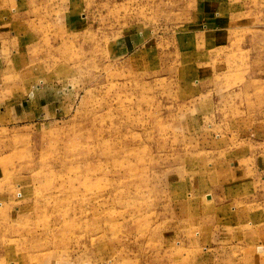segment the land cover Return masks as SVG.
Here are the masks:
<instances>
[{
    "label": "rangeland",
    "instance_id": "rangeland-1",
    "mask_svg": "<svg viewBox=\"0 0 264 264\" xmlns=\"http://www.w3.org/2000/svg\"><path fill=\"white\" fill-rule=\"evenodd\" d=\"M0 264H264V0H0Z\"/></svg>",
    "mask_w": 264,
    "mask_h": 264
},
{
    "label": "crops",
    "instance_id": "crops-1",
    "mask_svg": "<svg viewBox=\"0 0 264 264\" xmlns=\"http://www.w3.org/2000/svg\"><path fill=\"white\" fill-rule=\"evenodd\" d=\"M223 31H224V30H223ZM220 35H221V34H220ZM215 36H216V38H215ZM212 39H214L215 41L218 40V39H219V40H220V39H223V35H222V36H218L217 33L214 32V34H213V38H212ZM214 40H212V41H214ZM223 41H224V40H222L221 42H223Z\"/></svg>",
    "mask_w": 264,
    "mask_h": 264
}]
</instances>
